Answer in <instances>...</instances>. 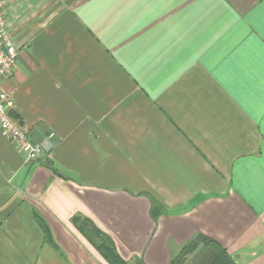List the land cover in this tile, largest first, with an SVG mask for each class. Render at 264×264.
Instances as JSON below:
<instances>
[{
    "label": "crops",
    "instance_id": "crops-1",
    "mask_svg": "<svg viewBox=\"0 0 264 264\" xmlns=\"http://www.w3.org/2000/svg\"><path fill=\"white\" fill-rule=\"evenodd\" d=\"M4 1L0 90L55 140L0 137V264H171L200 235L264 264V0Z\"/></svg>",
    "mask_w": 264,
    "mask_h": 264
},
{
    "label": "built area",
    "instance_id": "built-area-1",
    "mask_svg": "<svg viewBox=\"0 0 264 264\" xmlns=\"http://www.w3.org/2000/svg\"><path fill=\"white\" fill-rule=\"evenodd\" d=\"M5 1L0 0V81L9 76L18 55L12 39L8 36L5 25ZM9 93L0 90V137L9 141L22 156L24 162L38 159L54 148L55 134H48L40 143H33L28 131L19 125L13 117L14 100Z\"/></svg>",
    "mask_w": 264,
    "mask_h": 264
},
{
    "label": "trees",
    "instance_id": "trees-1",
    "mask_svg": "<svg viewBox=\"0 0 264 264\" xmlns=\"http://www.w3.org/2000/svg\"><path fill=\"white\" fill-rule=\"evenodd\" d=\"M152 204L155 203L151 201V205ZM78 221L79 220L75 218L74 224H77ZM87 225L88 221L83 220L79 229L87 239L91 241L93 231L89 229ZM91 242L99 255L108 264H124L106 241L100 240V242L96 243L93 240ZM188 255L192 256L190 260H192L193 264H235L223 247L219 246L213 239L202 235L198 236L193 242L186 246L171 264L184 263V259H186Z\"/></svg>",
    "mask_w": 264,
    "mask_h": 264
}]
</instances>
